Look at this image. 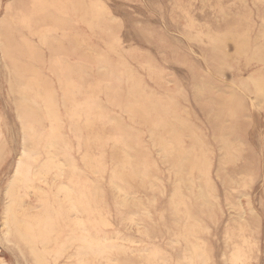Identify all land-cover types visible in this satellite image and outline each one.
Masks as SVG:
<instances>
[{"label":"rangeland","instance_id":"1","mask_svg":"<svg viewBox=\"0 0 264 264\" xmlns=\"http://www.w3.org/2000/svg\"><path fill=\"white\" fill-rule=\"evenodd\" d=\"M253 2L0 0V264H33L7 240L4 206L12 180L52 157L47 179L31 174L38 189L27 177L19 189L36 213L49 210L41 192L73 189L48 264H264V1Z\"/></svg>","mask_w":264,"mask_h":264},{"label":"bare ground","instance_id":"2","mask_svg":"<svg viewBox=\"0 0 264 264\" xmlns=\"http://www.w3.org/2000/svg\"><path fill=\"white\" fill-rule=\"evenodd\" d=\"M260 1H264V0H254V2L253 3H255V5H257L258 3H260ZM223 6V5H222ZM249 5H247V7H248ZM263 6V5H262ZM250 7V6H249ZM259 8V7H258ZM248 9V8H247ZM246 9V10H247ZM13 9H11L10 11H12ZM250 10V9H249ZM253 9H251V12L253 13L254 11H252ZM258 10V9H257ZM10 11H9V13H8V15L10 16L11 14H10ZM247 12V11H246ZM258 12H260V13H258V14H261V11H260V9L258 10ZM13 13H14V10H13V12H12V15H13ZM248 14V13H247ZM258 14H257V16H258ZM263 14V16H264V12L262 13ZM11 15V16H12ZM245 15V14H244ZM248 15H250V14H248ZM246 16V15H245ZM260 16V15H259ZM258 16V17H259ZM5 17V16H4ZM252 17V14H251V16L249 17V18H251ZM10 18V17H9ZM235 18H236V15H235ZM260 18H261V16H260ZM253 19H254V16H253ZM7 20H9V19H7ZM233 20H234V17H233ZM232 20V21H233ZM245 20H246V18H245ZM231 21V22H232ZM242 21H243V19L241 20L240 19V23H241V25H244V27L246 26V21H243V23H242ZM248 21H249V19H248ZM248 21H247V23H248ZM255 21V20H254ZM264 21V20H263ZM263 21H262V23H263ZM234 22H235V20H234ZM239 22V21H238ZM250 22V21H249ZM91 23V22H90ZM240 23H233V26L234 25H237L238 26V28H237V32L240 30V28H239V24ZM231 24V23H230ZM94 25V24H93ZM264 25V24H263ZM250 25H248L247 27H249ZM261 26V25H260ZM259 26V29H260V31H261V27ZM235 27V26H234ZM228 28V27H227ZM230 29V28H229ZM236 29V28H235ZM241 29H243V28H241ZM249 30H250V27L248 28ZM255 29V28H254ZM217 30V29H216ZM233 28H231V30L230 31H232L233 32ZM229 31V30H228ZM244 32H242V33H240V34H243V35H245V30H243ZM255 31V30H254ZM214 32V31H213ZM231 32V33H232ZM240 32V31H239ZM238 32V33H239ZM248 32V33H247ZM214 33H216V32H214ZM230 33V34H231ZM234 35H233V38L235 37V38H237V35L235 34V30H234ZM237 33V34H238ZM246 35H248L249 33H250V31H248L247 29H246ZM229 34V35H230ZM239 34V35H240ZM260 34H261V32H260ZM260 34H259V36H260ZM232 35V34H231ZM262 36L264 35V33H263V26H262V34H261ZM262 36H260L261 38H262ZM239 37V36H238ZM241 37H245V36H241ZM240 37V38H241ZM247 37H249V35L247 36ZM256 37L258 38V36L256 35ZM264 37V36H263ZM230 38V37H229ZM246 38V37H245ZM249 38H251V36L249 37ZM248 38V39H249ZM261 38H258V39H261ZM239 39V38H238ZM257 39V41H259ZM232 40V39H231ZM235 40V39H234ZM247 40V39H246ZM262 40V39H261ZM213 41V40H212ZM251 41V40H250ZM249 41V42H250ZM256 41V38H255V40H254V42ZM208 42H209V40H208ZM211 42V41H210ZM214 42V41H213ZM212 42V43H213ZM242 42V41H241ZM241 42H240V44H241ZM246 42V41H245ZM264 42V41H263ZM217 43V42H216ZM220 43H224V42H222V41H220ZM238 43V42H237ZM246 43H248V41L246 42ZM251 43V42H250ZM262 43V42H261ZM228 44V43H227ZM233 44V43H232ZM263 45H264V43H262ZM210 45V44H209ZM208 45V46H209ZM219 45V44H218ZM221 45V44H220ZM238 45V44H237ZM236 45V46H237ZM258 45V47L257 48H259V46H260V44H257ZM198 46V45H197ZM203 46V45H202ZM212 46V45H211ZM214 46V45H213ZM250 46V45H249ZM27 48H28V46H26ZM216 47V46H215ZM222 47H223V45H222ZM225 47V46H224ZM227 47V46H226ZM245 47V46H244ZM212 48V47H211ZM254 48H255V46H254ZM241 49V45L239 46V50ZM243 49V48H242ZM242 49H241V51H242ZM263 49V51H264V48H262ZM203 50V49H202ZM213 52H214V47H213ZM238 50V49H237ZM246 50H247V48H246ZM248 50H249V48H248ZM248 50H247V53H249L248 52ZM252 50V49H251ZM254 50V49H253ZM217 51V50H216ZM215 51V52H216ZM255 51V50H254ZM257 51V50H256ZM258 51H259V49H258ZM224 52V51H223ZM223 52L221 51L220 53H222L223 54ZM259 52H262V50H260ZM217 53H219V52H217ZM255 53V52H254ZM215 54V53H214ZM213 54V57H214V59H215V57H217V55L215 56ZM253 54V53H252ZM255 54H257V53H255ZM261 54H263V56H264V53L262 52ZM218 55H220V54H218ZM226 55V54H225ZM259 57H260V55L259 54H257ZM224 56V55H223ZM227 56V55H226ZM219 57V60H220V58L222 57V56H218ZM225 57V56H224ZM253 58H254V54H253V56H252ZM258 57V58H259ZM252 58V59H253ZM262 58V57H261ZM216 59H218V58H216ZM223 59V58H222ZM260 59V58H259ZM263 59V58H262ZM262 61V60H261ZM263 62H264V59H263ZM104 66V65H103ZM109 66V65H108ZM200 75H202V74H200ZM199 75V76H200ZM259 83H262V84H260V86L261 85H263L264 86V80L262 81V82H259ZM262 86V87H263ZM260 89V88H259ZM263 89H264V87H263ZM258 90V89H257ZM261 90H262V88H261ZM260 91V90H259ZM263 91V90H262ZM264 92V91H263ZM260 93V92H259ZM262 93V92H261ZM260 95L261 94H259L258 96H259V98H260ZM51 97V96H50ZM262 98H263V96H262ZM262 98H260V100L262 99ZM258 99V98H257ZM236 100V99H235ZM234 100V101H235ZM259 100V99H258ZM234 101H231V107H232V102H233V104H236V101H235V103H234ZM218 102V101H217ZM217 102H216V105H219V104H217ZM223 103V105H224V102H222ZM227 103V102H226ZM239 103V102H238ZM237 103V104H238ZM29 104V103H28ZM236 104V105H237ZM245 104V103H244ZM210 105V104H209ZM222 105V104H221ZM239 105V104H238ZM262 105V104H261ZM234 106V105H233ZM242 106H244V105H242ZM241 106V107H242ZM211 107H212V105H211ZM217 107V106H216ZM219 107H222V106H219ZM218 107V108H219ZM235 107V106H234ZM234 107H232V108H234ZM236 107H240V106H236ZM246 107V106H245ZM213 108V107H212ZM215 109V108H214ZM222 109V108H221ZM220 109V110H221ZM239 109H242V108H239ZM227 110V109H226ZM218 111V110H217ZM214 112H215V110H214ZM225 112V111H224ZM228 112H229V109H228ZM236 113V112H235ZM215 115V114H214ZM220 115V114H219ZM244 115V114H243ZM242 115V116H243ZM247 115V114H246ZM218 116V115H217ZM213 117V116H212ZM215 117V116H214ZM225 117V116H224ZM237 117V116H236ZM223 118V117H222ZM235 118V117H234ZM216 118H214V120H215ZM231 119L232 118H230V121H231ZM213 120V121H214ZM216 121V120H215ZM217 121H218V118H217ZM236 122V121H235ZM233 123V122H232ZM232 123H231V125H232ZM219 124H222V123H219ZM226 124V123H225ZM218 125V124H217ZM242 125V124H241ZM232 126H235V125H232ZM215 127V126H214ZM218 127V126H217ZM239 127V126H238ZM234 128V127H233ZM213 129V128H212ZM229 129V128H228ZM227 129V130H228ZM240 129V128H239ZM242 130V129H241ZM243 131V130H242ZM238 132H240V131H238ZM228 133V132H227ZM230 133V132H229ZM229 133L227 134V135H229ZM233 133V132H232ZM234 133H236L235 131H234ZM233 133V134H234ZM219 134V133H218ZM237 134V133H236ZM241 134V133H240ZM204 135V134H203ZM214 135V134H213ZM232 135V134H231ZM215 136H217V135H215ZM234 136V135H233ZM200 137V136H199ZM211 137H213V136H211ZM235 137V136H234ZM233 137V138H234ZM238 137H240L239 136V134H238ZM242 137V136H241ZM221 139H223V137L221 138ZM228 139H229V137H228ZM242 139V138H241ZM212 140H213V138H212ZM214 141V140H213ZM218 141V140H217ZM222 141V140H221ZM230 141V140H229ZM234 141V140H233ZM247 141V140H246ZM215 142V141H214ZM219 142V141H218ZM224 142V141H223ZM204 143H206V142H204ZM233 143V142H232ZM243 143V142H242ZM247 143V142H246ZM211 145L213 146V143L211 142ZM53 146V145H52ZM223 146V145H222ZM233 146V145H232ZM241 146V145H240ZM214 148V147H213ZM213 148H211V149H213ZM219 148V147H218ZM54 149V148H53ZM228 149V148H227ZM47 150V149H46ZM197 150H199V149H197ZM201 150V149H200ZM230 150V149H229ZM49 151V150H48ZM47 151V152H48ZM203 151V150H202ZM205 152H206V150H205ZM211 152H213V151H211ZM263 152V151H262ZM50 153V152H49ZM213 154V153H212ZM203 156V155H202ZM212 156V155H211ZM221 156H223V155H221ZM48 157V156H47ZM52 157V156H51ZM207 157H209V156H207ZM33 158V157H32ZM41 158V157H40ZM48 158H50V157H48ZM197 158V157H196ZM212 158V157H211ZM209 159L210 161L212 160V159ZM220 158V157H219ZM234 158V157H233ZM42 159V158H41ZM232 159V158H231ZM230 159V160H231ZM24 160V159H23ZM27 160V159H26ZM202 160H204V158L202 159ZM220 160H221V158H220ZM224 160V159H223ZM233 160V159H232ZM42 161V160H41ZM40 161V162H41ZM45 161H46V159H45ZM57 161V160H56ZM56 161L53 159V157L50 159V160H48L46 163H44V165L42 166V171H40V172H36L35 174L34 173H31L30 172V169H29V172H28V174H26V176L23 174L22 175V179L21 178H19L18 179V177H17V179L18 180H16V181H14L13 182V180H12V182L10 183V184H12L11 185V189L8 191V189H7V191H8V198H9V201H7V202H9V204H7V206H6V204H5V206H4V208H5V210H4V214L6 215L5 216V222H6V224L8 225V229L7 230H5V231H7L6 233H5V236L8 238L7 240L8 241H10V239H13V242H14V247H13V250L14 251H16L17 253H20V254H26L25 252L27 251V252H30L31 254H30V256H28V255H25V258H28V259H31V260H33V264H48V262H46L47 261V259H45V256L49 253V255H51V253H52V251H53V246L54 245H56L57 244V249H59L60 250V248H58V245H60V242H62L63 243V240L65 239V234L67 233V231L64 233L63 232V229H62V227H63V225H64V222H67L68 223V218H67V216H68V214H69V212L72 210V213H73V207H74V204H73V201H74V197H73V189H69L68 187H66L65 185L64 186H57L56 187V189H54L53 187H49V190L47 189V191H43V192H41L40 194H39V196L40 197H38V195H36V197H38L39 199H41L42 201V205L44 204L43 203V201H45L46 203H47V207H48V209L49 210H46V204L44 205L45 206V211H44V208L41 210V211H44V212H38V213H36V211L35 212H30V210L28 211V212H26V210H25V208H22L23 207V199L21 198L20 199V195H21V193H20V191H19V189L22 187V185H23V183L25 182L24 181V179H26V177L28 178L27 179V181L29 180V186H31L32 188H37L36 186H37V184H38V182H39V180L37 181V183H36V181L35 180H32L31 178H32V176H31V174H33V176H34V178H36V176H37V179H40V178H44V179H47V177L46 176H48L49 175V173L51 172V169L50 168H52V167H54L55 165H56ZM205 161V160H204ZM213 161V160H212ZM236 161V160H235ZM28 162V161H27ZM23 163V162H22ZM70 164L69 165H71V166H73V164H72V162H69ZM201 163H202V161H201ZM214 163V162H213ZM24 164V163H23ZM210 164V163H209ZM223 164V163H222ZM39 165V164H38ZM64 165V164H63ZM25 166V165H24ZM65 166V165H64ZM204 166V165H203ZM203 166H202V168H203ZM26 167V166H25ZM211 167V166H210ZM24 168V167H23ZM67 168L69 169V166H67ZM192 168H194V167H192ZM198 168V167H197ZM200 168V167H199ZM28 169V168H27ZM26 169V170H27ZM61 169V171L59 172V173H61L62 172V174L64 173V172H66V171H68V170H65L64 171V169H63V167L62 168H60ZM66 169V168H65ZM188 169H191V168H188ZM187 169V170H188ZM210 169V168H209ZM225 169V168H224ZM48 170H50V172L48 173ZM219 170H221V169H219ZM243 170V169H242ZM24 171V170H23ZM32 171V170H31ZM56 171V170H55ZM227 171V170H226ZM57 173H58V170L56 171ZM55 172V173H56ZM219 173H220V171H218ZM248 172V171H247ZM54 173V174H55ZM208 173V172H207ZM246 173V172H245ZM249 173V172H248ZM53 174V173H52ZM51 174V175H52ZM62 174H60V175H58V176H61ZM67 174H68V172H67ZM67 174H65V179L66 180H70V181H72V177L70 176V175H67ZM212 174V173H211ZM210 174V175H211ZM228 174V173H227ZM30 175V176H29ZM21 176V175H20ZM52 177V176H51ZM16 178V177H15ZM229 178V177H228ZM240 179H241V177H239ZM31 179V180H30ZM211 179L213 180V177H211ZM225 179V178H224ZM233 179H234V176H233ZM236 179V178H235ZM20 180H22L23 181V183H22V185H21V182L22 181H20ZM237 180V179H236ZM242 180V179H241ZM20 181V182H19ZM42 182V181H41ZM45 182V181H44ZM231 182V181H230ZM238 182V185H240L239 184V180L237 181ZM241 182V181H240ZM40 183V182H39ZM46 183V182H45ZM210 183V182H209ZM235 183V182H234ZM10 184H9V187L8 188H10ZM41 184V183H40ZM42 184H44L43 182H42ZM216 184V183H215ZM246 185H247V183H245ZM244 184V185H245ZM50 185H51V181H50ZM55 185V184H54ZM57 185V184H56ZM245 185V186H246ZM23 186H25V184L23 185ZM27 187H28V184L26 185ZM44 186H46L47 187V185H45L44 184ZM24 188V187H23ZM26 188V187H25ZM48 188V187H47ZM38 189V188H37ZM40 189H42V190H44V188H40ZM83 190H82V196H85V192H84V188H82ZM30 191V190H29ZM39 192H40V190H38ZM0 192H1V190H0ZM22 193H24V190L23 191H21ZM28 191H26V193H27ZM33 192V191H32ZM2 193V192H1ZM34 193V192H33ZM36 194H37V192H35ZM28 194V193H27ZM59 194H63V196L65 197L64 199H66L65 201H66V203H62V202H64V200H63V198H62V200H60L59 201V199H58V197H59ZM29 195V194H28ZM5 196H6V194H5ZM33 196L35 197V194H33ZM61 196V195H60ZM29 198V197H28ZM1 199V198H0ZM35 199V198H34ZM61 199V198H60ZM85 199H86V196H85ZM85 199H83L82 201H81V204L80 205H82L83 207L84 206H86V201H85ZM177 199V198H176ZM8 200V199H7ZM25 201H27V198L26 199H24ZM24 201V202H25ZM28 202H29V200H28ZM27 202V203H28ZM75 202V201H74ZM36 203V202H35ZM35 203H34V205L33 206H35ZM67 203H69V206L70 207H67L66 206V204ZM26 205V204H25ZM31 205H32V203H31ZM76 205V204H75ZM78 205V204H77ZM29 206H30V203H29ZM28 206V207H29ZM37 206H40V204L39 205H37ZM31 207V206H30ZM77 207V206H76ZM80 207V206H79ZM82 207V208H83ZM84 208H86V207H84ZM26 209H30V208H26ZM76 209V208H75ZM81 209V208H80ZM74 211H76V210H74ZM79 212H80V210H79ZM79 212H77V213H79ZM3 215V214H2ZM2 215H1V217H2ZM84 216V215H83ZM3 218V217H2ZM84 218V217H83ZM81 221V220H80ZM4 222V221H3ZM82 222H84V221H81V223ZM86 222V221H85ZM84 222V223H85ZM71 223V222H70ZM77 224H79L78 222H77ZM76 224V225H77ZM32 225H35L36 227H40V225H42V227L43 228H45V232H43V233H41L40 231H39V227H38V231H39V233L37 234V230H36V227L35 226H33V228H31L30 226H32ZM73 225V224H72ZM75 225V224H74ZM83 225V224H82ZM78 226V225H77ZM34 227H35V229H34ZM40 228V230L42 229L43 230V228ZM79 227V226H78ZM84 227V226H83ZM29 228H30V230H29ZM74 228V227H73ZM80 228V227H79ZM5 229H6V227H5ZM33 229L34 230H36L37 232H33ZM72 228H70L69 230H71ZM32 230V231H31ZM82 230H83V228H82ZM71 232V231H70ZM1 233V232H0ZM64 233V234H63ZM1 236H2V234H0ZM85 236V235H84ZM83 236V237H84ZM69 238H70V234H69V236H68ZM86 237V236H85ZM1 238V237H0ZM3 238V237H2ZM6 239V238H5ZM61 239V240H60ZM59 240H60V242H59ZM67 240V239H66ZM70 240H71V238H70ZM39 241H41V242H39ZM69 241V240H68ZM36 242H39V244H42L43 245V250H39V247H38V245L37 244H35ZM58 242V243H57ZM65 242H67V241H65ZM65 242H64V244H65ZM71 242V241H70ZM52 243V244H51ZM73 243V242H72ZM84 244H85V242H84ZM62 245V244H61ZM80 245H82L83 246V243L82 244H80ZM79 245V246H80ZM65 246H66V244H65ZM85 246H86V244H85ZM8 247H9V243H8ZM12 247V246H11ZM61 247V246H60ZM62 248H64V245H63V247ZM80 248L81 247H79V250H80ZM89 248V247H88ZM81 251V250H80ZM83 251V250H82ZM17 253H16V256H17ZM53 255V254H52ZM72 257H73V255H72ZM51 258H53V257H50V260H51ZM55 258H57L56 257V255H55ZM25 260V259H24ZM30 260V261H31ZM84 262H86V264H87V261H84ZM59 263V262H58ZM82 263V262H81Z\"/></svg>","mask_w":264,"mask_h":264}]
</instances>
